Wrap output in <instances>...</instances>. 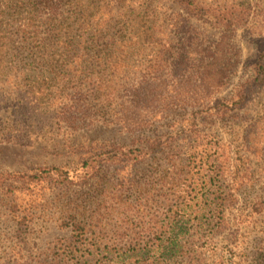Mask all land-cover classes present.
Returning a JSON list of instances; mask_svg holds the SVG:
<instances>
[{"label": "rangeland", "instance_id": "374dc122", "mask_svg": "<svg viewBox=\"0 0 264 264\" xmlns=\"http://www.w3.org/2000/svg\"><path fill=\"white\" fill-rule=\"evenodd\" d=\"M150 1L157 14L140 16L134 31L118 32V27L113 31L126 36L110 47L124 59L110 70L105 65L85 68L75 80L88 107L94 109L98 96L105 103H97L102 111L86 122L61 116L59 97L71 89L59 82L62 79L55 80L52 67L33 62L35 55L43 54L35 52L41 42L33 41L29 56L18 54L15 59L11 48L0 53V174L7 175L0 183V264H49L53 258L74 264H264V81L240 105L232 106L235 109L223 107L225 114H219L212 102L209 112L198 115L200 134L191 130L190 108L169 112H157L161 106L150 108L158 119L142 131L127 130L103 117L109 104H116L114 93L109 98L113 85H138L156 50L163 51L167 72L163 78L171 79V90L177 78L169 71L177 67L183 45L193 43L192 51L216 50L221 40L223 28L210 17L194 18L200 34L183 40L171 21L178 12L185 15L178 0ZM230 1L240 2V24L231 35L234 46L219 49L225 60L217 63L236 69L220 93L232 99V105L240 99L238 87L253 79L264 47V0ZM109 18L119 20L117 15ZM104 41L96 43V51L110 50ZM122 42L137 47L128 50ZM60 45L49 57L64 62ZM235 53L238 56L230 59ZM176 93L170 91L166 102L173 95L177 99ZM155 139L158 146H151L145 158L129 154ZM205 147L212 149L213 163L220 168L211 167L220 174L214 180L203 177L204 170L194 176L197 167L185 175L189 149L197 153ZM123 155L128 158L120 159ZM86 162L96 165L95 173ZM52 166L65 173L29 184L10 176ZM169 194L178 202L170 205L164 198ZM220 195L219 206L213 207L211 198ZM75 210L83 211L75 221L91 230L81 240L68 225ZM207 218L212 219L211 228L200 225ZM172 239H177V258L166 253L177 252ZM81 241L87 246H77Z\"/></svg>", "mask_w": 264, "mask_h": 264}, {"label": "trees", "instance_id": "16d2710c", "mask_svg": "<svg viewBox=\"0 0 264 264\" xmlns=\"http://www.w3.org/2000/svg\"><path fill=\"white\" fill-rule=\"evenodd\" d=\"M178 2L183 7L185 15L178 12L171 19V21L174 19L172 24L176 33L180 34L183 40L192 41L200 34L198 27L193 23V19L210 17L214 19L219 27L223 28L221 40L217 41L215 45L216 50L195 47L196 50L192 51L191 45L193 43L186 42L185 46L183 45L184 49L182 48L179 53L177 67L169 71L173 78H177L173 85L178 86H173L171 90V86L168 83L171 79L166 81V78H163L166 72L164 57H162L163 51L161 48L156 50L153 58L147 64L144 61L146 66L142 70L144 72L140 74L141 80L138 85L135 87L129 85L128 87V83L123 85L120 82L113 85L115 89H113L114 91L109 95V98L114 93L113 100H116V104L112 107V103H110L107 111L103 112V117L106 121L119 122L124 128L130 131H142L154 125L158 119L154 114L148 112L150 108L155 110V108L161 106L157 112H162L163 110L169 112L170 110L175 111L178 109L188 111L190 108L189 111L191 113L194 112L193 122L190 123L191 130L195 134L196 132L200 134V131L197 129L198 115L209 112L212 102L215 103L214 108L218 109L219 114L221 112L225 114L227 111H222L223 107H226L227 110L235 109L232 106L240 105L241 102L246 100L247 95L253 92L258 84L264 81L263 47L262 52L257 56L255 62L253 79L248 80L238 87L240 99L231 105L229 100L232 99H224L220 96L221 90L229 82V77L236 72L235 68L223 67L217 61L222 62L225 60L221 55L224 53V50L219 51V49L233 45L231 43V35L240 24L239 1L178 0ZM150 4V0H0V53L3 48H11V52H16L13 54L15 59H17L16 55L18 56V54L28 53L27 56H29V54L33 53L32 50H34L33 41L41 42L39 45L41 49H35V52L40 51L43 54H41L40 58L35 55L33 62L38 64L43 63L47 67H52L51 69L55 75V80L62 79L59 82L64 84V87L71 89V93L62 92L59 97L60 101L58 105L61 106V116L71 122H86L87 120H91L92 114L95 115L97 111H102V106L98 107L97 103H102L103 105L105 103L98 96L97 102L93 105L94 109L88 107L86 105L88 98L82 100L81 96L83 95L81 89L74 84L75 80L81 77L80 73L85 72V68L92 70L93 67L96 69L97 67L105 65L110 70L114 67L113 65L124 59L125 55L115 54L110 47L115 46L117 39L126 38V36H123L121 33H113V31L117 27L118 32H122V30L129 31L131 29L134 31L137 21L140 20V16L144 17L146 13L157 14L156 9H151ZM244 11L246 10L243 9ZM116 15L119 20L112 22V18L109 17H116ZM121 22L123 26L119 25ZM151 28L153 29V36H155L157 34L155 28ZM76 29L82 32L80 33ZM89 29H91L92 33L87 35ZM107 36L112 39H109V41L106 40L105 37ZM136 37L139 36L137 35ZM101 38L106 42L107 46L105 47L110 49H108V52L96 51V43ZM59 43L64 49L61 55L64 62H61L60 59L56 60L49 57L51 50L59 47ZM122 44L124 45L123 42ZM125 44L128 43L126 42ZM156 45H160L158 41H156ZM124 46L125 49L129 50V48L137 47V44H129L128 47L126 45ZM126 54L128 55V51H126ZM236 56H238L236 53L232 54L230 59ZM92 65L93 67L89 68ZM103 86L102 83L100 87ZM122 91L126 98L121 94ZM130 91L132 95H126ZM170 91H177L175 94L177 99L174 100L173 95V98L166 102V99L169 98L166 96L170 94ZM148 142L146 146L149 147L144 146L141 150L137 149L136 151H131L130 149L128 150L129 154H135V158H145L147 154L149 155L151 146H158L156 139ZM218 147H216L215 151L218 150L219 152ZM211 150L205 147L204 150L196 153L189 149L188 156H186L187 163H185V166L189 169H186L185 175H189L190 170L193 168L199 167L198 171L194 173V176L196 174L199 175L204 170L203 177L214 180L215 176L220 174V170L217 171L220 167L217 161L213 163L216 158L212 157ZM129 154H127L128 157L131 156ZM127 155L120 156L119 158L127 159ZM197 155L201 158L199 162L197 161ZM179 159L182 161L185 160L182 156ZM85 164L91 167L92 173H95L94 169L96 165L92 166L88 162ZM213 164L218 169L212 170L211 166ZM181 165L184 166V163H181ZM207 165L209 167L205 168ZM183 166H181V172L183 171ZM209 168L211 172L208 171ZM54 173L55 175H62L65 172L61 167L52 166L40 168L31 173H12L10 176L13 175L12 177L16 178L19 182H23V184H29L34 181H42L45 177L48 178ZM6 178L7 175L0 174V183H4ZM191 178L193 179V175ZM171 196L172 194H169L164 197L167 201H170V205L174 203L173 201H176L174 195L173 197ZM176 198L178 199V196ZM222 199V195L213 196L210 204L213 207H218ZM179 206L180 204L177 205V207ZM82 212L75 210L74 215H69L73 218L71 222H68V225L73 227L72 230L80 240L87 232L91 231L87 229L88 225L86 223L84 225L81 221H75L78 215L82 217ZM200 223L203 228H211L213 226L211 225L213 223L211 218L202 219ZM170 224H172V221ZM84 242H79L77 246L80 244L87 246ZM176 245H178L177 239H172L171 246L177 252L170 254L171 249L166 251L173 258H177V253L179 252V247L177 248ZM164 251L162 250L163 253ZM53 261H50L49 264H74L65 258H53Z\"/></svg>", "mask_w": 264, "mask_h": 264}]
</instances>
